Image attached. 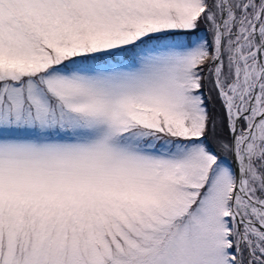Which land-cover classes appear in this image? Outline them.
<instances>
[{
  "label": "snow or ice",
  "instance_id": "6c2138e0",
  "mask_svg": "<svg viewBox=\"0 0 264 264\" xmlns=\"http://www.w3.org/2000/svg\"><path fill=\"white\" fill-rule=\"evenodd\" d=\"M0 264H264V0H0Z\"/></svg>",
  "mask_w": 264,
  "mask_h": 264
}]
</instances>
